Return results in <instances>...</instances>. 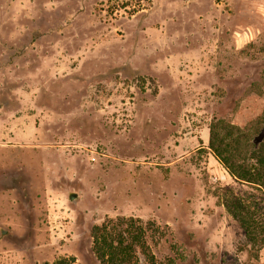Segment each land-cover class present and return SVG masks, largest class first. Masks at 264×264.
<instances>
[{"label":"rangeland","instance_id":"rangeland-1","mask_svg":"<svg viewBox=\"0 0 264 264\" xmlns=\"http://www.w3.org/2000/svg\"><path fill=\"white\" fill-rule=\"evenodd\" d=\"M219 118L264 126V0H0V264H101L117 216L159 226L158 264H264Z\"/></svg>","mask_w":264,"mask_h":264},{"label":"trees","instance_id":"trees-1","mask_svg":"<svg viewBox=\"0 0 264 264\" xmlns=\"http://www.w3.org/2000/svg\"><path fill=\"white\" fill-rule=\"evenodd\" d=\"M260 120L255 121L254 133L251 134L252 124L241 127L217 119L211 126L209 147L230 175L264 189V126L260 124ZM244 145L249 150L248 154L243 156L241 152ZM239 205L231 207V210L247 235L255 238L257 229L253 228L254 224L245 216L248 211ZM157 230L159 226L154 221L144 222L134 216L108 217L90 229L92 252L101 264H139L141 255H144L150 264H158L149 242V237H154ZM63 260L60 261L61 264H71L74 259ZM159 264L176 263L170 259L169 263Z\"/></svg>","mask_w":264,"mask_h":264}]
</instances>
